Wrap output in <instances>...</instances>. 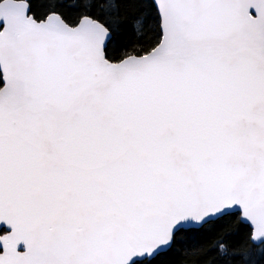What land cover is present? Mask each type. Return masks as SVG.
<instances>
[{
	"label": "snow or ice",
	"instance_id": "1",
	"mask_svg": "<svg viewBox=\"0 0 264 264\" xmlns=\"http://www.w3.org/2000/svg\"><path fill=\"white\" fill-rule=\"evenodd\" d=\"M0 264H264V0H0Z\"/></svg>",
	"mask_w": 264,
	"mask_h": 264
}]
</instances>
